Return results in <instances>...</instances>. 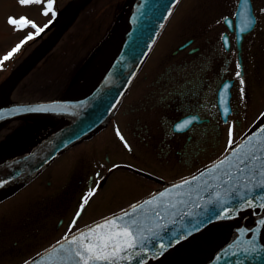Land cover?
Instances as JSON below:
<instances>
[{"label": "water", "instance_id": "1", "mask_svg": "<svg viewBox=\"0 0 264 264\" xmlns=\"http://www.w3.org/2000/svg\"><path fill=\"white\" fill-rule=\"evenodd\" d=\"M86 1H72L55 30L0 85V96L8 92L45 55ZM179 1L131 0L108 38L106 48L112 50L111 59L93 84L76 87L60 97L0 104V123L24 116L61 117L30 149L0 159V199L23 187L60 153L110 121ZM246 16L251 17L250 25L246 23ZM226 18L230 30L236 32L243 72L242 45L245 36L256 25L252 1L247 0L246 4H242V0H239L235 21L230 16ZM224 37L228 47L227 32ZM188 43L190 41L182 47ZM231 83V79H226L219 91L224 116L229 111ZM225 108L228 110L225 111ZM262 143L264 115L235 141V152L228 147L219 157L197 171L165 183L132 204L136 205L135 210L130 205L78 228L67 238L78 235L79 231L86 232L89 226H95L105 218L123 216L124 210H127L132 216L125 219L134 218L137 221L134 235L139 234L141 239H147L144 245L138 240L137 247L128 250L133 256L120 260L119 264H264V208L259 206L264 203V188L257 187L264 184V176H241L233 166L252 145ZM221 161L225 163L221 164ZM229 172L233 174L232 180H228L226 175ZM185 180L189 182L184 183ZM244 185L251 189L248 198L255 197L253 206L235 212L233 208L242 203L240 192L248 190ZM140 229L143 231L140 232ZM65 237L22 264H65L62 257L67 255L65 250L72 247ZM58 241L62 242L63 248ZM67 264H73V261L68 260Z\"/></svg>", "mask_w": 264, "mask_h": 264}, {"label": "rangeland", "instance_id": "2", "mask_svg": "<svg viewBox=\"0 0 264 264\" xmlns=\"http://www.w3.org/2000/svg\"><path fill=\"white\" fill-rule=\"evenodd\" d=\"M72 1L54 0V10L58 18ZM252 1L258 16V25L245 41L247 78L243 84L239 77L237 79L234 89V114L237 116H231L230 121L223 125L221 149L228 146L229 129L231 139L235 141L256 118L264 114V0ZM130 2L131 0H87L41 61L28 70L13 88L0 96V104L65 93L106 42ZM237 2L238 0H180L146 60L144 70L134 80L125 96L116 120L124 123L135 122L138 115L134 108L144 99L145 93L151 90V82L168 67L176 68L185 59H192L193 56L189 53L191 47L201 46L203 50V47L221 43L223 32L227 30L224 17L234 16ZM45 3L46 0H42L41 4L21 5L19 0H0V58L17 44H21L30 32L33 33V39L23 43L10 59L0 64V83L37 48L56 24L51 13L42 15ZM9 17H26L41 28L46 24L48 26L36 35V29L31 25L20 28L10 25ZM191 37L195 41L190 46L178 50L176 54L173 52ZM231 39L235 44L233 34ZM233 49L235 51V46ZM225 58L218 61L213 71L220 64H224ZM232 58L234 60L229 75L235 76L239 72V66L235 56ZM57 122L58 118L53 116H32L1 123L0 142L8 144L13 125L27 124L29 132L24 144L29 146ZM5 152L6 149L0 147V153ZM59 169L60 164L55 163L48 172L58 177ZM186 172L174 166L172 170L163 171L161 175L172 179ZM48 189H52V186H47L46 178L38 177L15 198L0 201V264H20L69 230V222H65L58 231L53 228L60 223L56 213L60 207L54 201L51 202V199L45 202L47 210H39L42 208L39 205L49 198L44 194ZM76 206L72 216L77 210ZM102 212L94 206L87 208L82 219L87 221Z\"/></svg>", "mask_w": 264, "mask_h": 264}, {"label": "flooded vegetation", "instance_id": "3", "mask_svg": "<svg viewBox=\"0 0 264 264\" xmlns=\"http://www.w3.org/2000/svg\"><path fill=\"white\" fill-rule=\"evenodd\" d=\"M191 39L193 43L195 38ZM188 46L173 52L176 54ZM189 53L192 59H185L176 68L168 67L151 82V90L134 108L138 115L135 122L116 120L122 101L107 125L61 153L39 175L6 199L15 198L38 177L46 178L47 186L52 189L44 193L49 198L44 199L39 210H47L45 202L50 199L60 207L56 212L60 223L53 228L58 231L65 222L70 223L69 230L58 237L61 238L84 224L137 202L166 182L189 174L216 158L223 150V125L236 115L234 89L237 79L245 81L246 75H229L232 57L239 62L237 46L232 39L229 49L221 42L203 47V50L201 46H193ZM223 57H226L224 64L213 71ZM143 70L142 67L138 76ZM226 77L233 78L234 83L230 110L224 119L218 92ZM187 116H191L188 118L191 123L176 130V123ZM26 131L25 125H13L8 140L9 156L20 154L36 143L25 146ZM55 163L60 164L58 177L48 172ZM174 166L187 172L172 179L161 175ZM93 189L94 194L88 197L80 211L83 199ZM75 206L77 210L72 216ZM93 206L103 212L84 221L85 211ZM78 211L79 217L76 215ZM74 218L75 225L72 224Z\"/></svg>", "mask_w": 264, "mask_h": 264}, {"label": "snow or ice", "instance_id": "4", "mask_svg": "<svg viewBox=\"0 0 264 264\" xmlns=\"http://www.w3.org/2000/svg\"><path fill=\"white\" fill-rule=\"evenodd\" d=\"M19 3L21 5L41 4L42 0H19ZM246 3L247 0H242V4ZM49 13L52 14L54 19L56 15L54 10V0H46V3L44 4L42 15L47 16ZM225 20L227 22V18H225ZM251 22V17L246 16V23L250 25ZM8 23L10 25L17 26L18 28L31 25V27L36 29V35L48 26L46 24L44 25V28H41L37 26L34 21H30L26 17H20L19 19L9 17ZM49 23H51V21H49ZM31 39H33V33L30 32L21 44H17L3 58H0V64H2L3 61L10 59L20 49L23 43ZM222 39H224L225 43H227V39L225 37H222ZM239 75L240 73L237 72V76ZM241 83L243 84V80H241ZM227 110L228 109L225 108V111ZM192 119L195 118L193 117ZM190 123L191 120H185L181 123H177L175 128L176 130H180L187 127ZM229 136V148L235 152L236 149L233 147L235 142L231 139V129H229ZM121 139H123V137H121ZM220 163L223 164L225 161H221ZM233 166L236 168L237 173L241 176H244L245 174L252 178H255L256 176H264V143L259 146L252 145L249 150L243 154V156L238 157V162ZM226 175L228 176V180L233 179V174L231 172L226 173ZM193 179H195V177H193ZM188 182L189 181L187 180L184 181V183ZM225 183H227V181H225ZM257 187L264 188V184H258ZM244 188L248 190L240 192L239 199L242 203L233 208V211L235 212L243 211L245 207L253 206L252 200L255 199V197L248 198L251 196V189L248 185H244ZM94 191V189L90 190L88 195L83 199L80 211L83 210L88 197L93 195ZM160 195L163 196V193H160ZM145 203H149V201H145ZM259 206L264 208V203ZM131 207L133 210L136 209V205H132ZM80 211L77 212V217H79ZM157 215H159V213H157ZM131 216V212L124 210L123 216L116 215L111 218H105L103 222L97 223L95 226H89L86 232L79 231L78 235L74 234L70 239H68L66 235L65 239L72 247L70 249H66L65 251L67 255L62 257L65 264H67L68 260H72L73 264H100V262H107V264H119L120 260H126L130 256H133V254L129 253L128 250L135 249L137 247L138 240L141 245H144L147 238L141 239L139 234L134 235V231H136L134 228L137 223L136 219H125V217ZM75 223L76 219L74 218L72 224L75 225ZM71 227L72 226H70V230ZM139 231L142 232L143 230L140 229ZM57 243L61 244V248H63L62 242L58 241ZM161 247H164V245H161ZM144 250H146V248ZM121 253H126V255L122 256ZM141 264H143V262H141Z\"/></svg>", "mask_w": 264, "mask_h": 264}, {"label": "bare ground", "instance_id": "5", "mask_svg": "<svg viewBox=\"0 0 264 264\" xmlns=\"http://www.w3.org/2000/svg\"><path fill=\"white\" fill-rule=\"evenodd\" d=\"M111 56V48H106L104 51H102L89 70L86 72L78 87L81 88L93 84L106 68Z\"/></svg>", "mask_w": 264, "mask_h": 264}, {"label": "trees", "instance_id": "6", "mask_svg": "<svg viewBox=\"0 0 264 264\" xmlns=\"http://www.w3.org/2000/svg\"><path fill=\"white\" fill-rule=\"evenodd\" d=\"M104 45H105V43H103L102 44V46L99 48V50H101V49H103V47H104ZM99 50L97 51V52H99ZM96 52V54L93 56V58L90 60V62L88 63V65H86V67H84L82 70H81V72L78 74V76L75 78V80L72 82V84L69 86V88H71V87H73L79 80H80V78H81V76L83 75V73L88 69V67L90 66V64L97 58V55H98V53ZM68 88V89H69ZM8 144H5L4 146H3V148H5V149H8Z\"/></svg>", "mask_w": 264, "mask_h": 264}]
</instances>
